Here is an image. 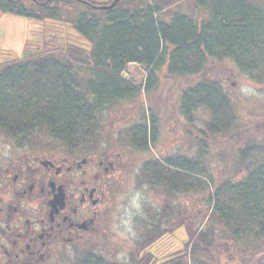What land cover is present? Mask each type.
Returning a JSON list of instances; mask_svg holds the SVG:
<instances>
[{
    "label": "trees",
    "instance_id": "1",
    "mask_svg": "<svg viewBox=\"0 0 264 264\" xmlns=\"http://www.w3.org/2000/svg\"><path fill=\"white\" fill-rule=\"evenodd\" d=\"M183 1L189 2L177 8ZM7 12L55 24L27 40L21 56L0 62V136L17 147L69 156L99 151L113 142L105 134L110 110L155 89L161 69L174 77L200 75L181 89L180 112L191 122L204 107L210 132L230 131L235 175L208 196L204 225L187 227L181 248L158 264H254L253 255L264 249V136L250 135L229 91L207 70L227 59L251 81L264 82V0H120L106 10L79 0H0V13ZM131 62L144 70L143 83ZM157 134L155 115L144 113L117 139L144 150ZM200 162L194 155L153 153L140 165L137 184L160 194L191 187L202 193L212 178ZM172 212L167 203L144 206L136 223L145 236L135 241L133 264H157L150 249L170 232L158 227ZM81 253L72 264H127Z\"/></svg>",
    "mask_w": 264,
    "mask_h": 264
},
{
    "label": "rangeland",
    "instance_id": "2",
    "mask_svg": "<svg viewBox=\"0 0 264 264\" xmlns=\"http://www.w3.org/2000/svg\"><path fill=\"white\" fill-rule=\"evenodd\" d=\"M186 2L189 1H183L177 8L185 7ZM50 25L55 24L49 19L40 21L15 13H0V62L9 55L21 56L27 40L39 39L41 32L52 28ZM128 66L136 82L143 83L147 78L144 70L134 62ZM207 72L208 77L221 80L227 88L235 104L239 121L249 126L247 131L250 135L258 138L264 136V82L257 84L251 81L227 59L212 61ZM200 78V75L190 78L174 77L167 74L163 68L158 74L155 89L153 88L148 94L141 91L133 100L123 101L110 110L109 119L105 124V134L108 136L107 139L110 138L113 142H105V145L100 146L101 150L109 153L119 152L129 157L131 162L125 173L119 176V184L115 183L111 187V192L119 195L120 221L115 224L114 229H104L99 234L100 239L85 248L57 249L52 264H72V260L75 263L80 262L81 252L99 254L110 262L133 264L131 254H135L137 249L135 241L141 238V235L145 236V233L138 228L141 227L139 223H136L137 217L143 216L144 205L158 209L167 203L173 211L172 214L161 218L158 227L168 229L170 232L159 238L150 249L157 258V264L165 260L170 252L181 248L189 237L187 227L192 232L204 225L209 209L208 196L224 179L235 175V168L230 131L210 132L206 124L211 120V114L204 107L200 106L194 111L191 122L180 112L181 89ZM144 113H153L157 119L158 134L155 144L146 150H137L129 144L120 143L117 132L142 121ZM243 144L244 142L242 146ZM43 153L47 152L29 146L17 147L11 140L0 136V165H5L7 162L17 163L19 159L25 160V157L32 160L33 154L44 156ZM153 153L166 156L170 154L198 156L201 161L200 167L204 166L212 178L209 186L202 193L191 187V192L186 194H160L153 189L138 185L136 173L143 161ZM55 155L67 156L59 152H55ZM116 181L118 182V179L114 182ZM191 181L194 182V178ZM223 242L229 244L228 241L223 240ZM253 263L264 264V249L253 255Z\"/></svg>",
    "mask_w": 264,
    "mask_h": 264
},
{
    "label": "flooded vegetation",
    "instance_id": "3",
    "mask_svg": "<svg viewBox=\"0 0 264 264\" xmlns=\"http://www.w3.org/2000/svg\"><path fill=\"white\" fill-rule=\"evenodd\" d=\"M79 1L113 8L120 0ZM104 151H49L0 165V264H52L57 249L85 248L104 229H114L119 195L111 187L131 162ZM57 193L63 194L62 206L52 203Z\"/></svg>",
    "mask_w": 264,
    "mask_h": 264
},
{
    "label": "water",
    "instance_id": "4",
    "mask_svg": "<svg viewBox=\"0 0 264 264\" xmlns=\"http://www.w3.org/2000/svg\"><path fill=\"white\" fill-rule=\"evenodd\" d=\"M111 5L108 6H101L100 8H104V9H108L110 8ZM63 194L62 193H57L54 198L52 199V203L53 205L59 204L60 206L63 205Z\"/></svg>",
    "mask_w": 264,
    "mask_h": 264
}]
</instances>
